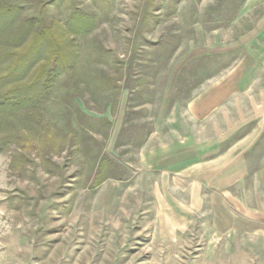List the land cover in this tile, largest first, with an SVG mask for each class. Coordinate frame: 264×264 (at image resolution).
I'll use <instances>...</instances> for the list:
<instances>
[{"label":"rangeland","instance_id":"1","mask_svg":"<svg viewBox=\"0 0 264 264\" xmlns=\"http://www.w3.org/2000/svg\"><path fill=\"white\" fill-rule=\"evenodd\" d=\"M7 2L94 25L0 123V264H264V0Z\"/></svg>","mask_w":264,"mask_h":264},{"label":"trees","instance_id":"2","mask_svg":"<svg viewBox=\"0 0 264 264\" xmlns=\"http://www.w3.org/2000/svg\"><path fill=\"white\" fill-rule=\"evenodd\" d=\"M20 14L19 6L0 0V123L45 100L55 79L79 58L76 37L94 25L78 10L65 23L54 20L40 29ZM6 143L0 141V149Z\"/></svg>","mask_w":264,"mask_h":264}]
</instances>
